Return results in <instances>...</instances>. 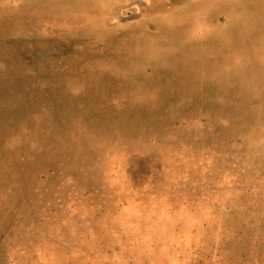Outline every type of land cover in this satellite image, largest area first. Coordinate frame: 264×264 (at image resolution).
Returning a JSON list of instances; mask_svg holds the SVG:
<instances>
[{
  "label": "rangeland",
  "instance_id": "obj_1",
  "mask_svg": "<svg viewBox=\"0 0 264 264\" xmlns=\"http://www.w3.org/2000/svg\"><path fill=\"white\" fill-rule=\"evenodd\" d=\"M0 264H264V0H0Z\"/></svg>",
  "mask_w": 264,
  "mask_h": 264
},
{
  "label": "bare ground",
  "instance_id": "obj_2",
  "mask_svg": "<svg viewBox=\"0 0 264 264\" xmlns=\"http://www.w3.org/2000/svg\"><path fill=\"white\" fill-rule=\"evenodd\" d=\"M104 3H105V1H103ZM104 13V12H103ZM100 16H102V15H100Z\"/></svg>",
  "mask_w": 264,
  "mask_h": 264
}]
</instances>
